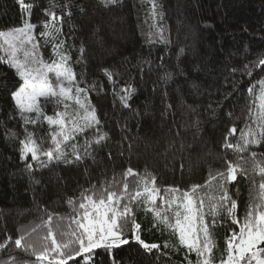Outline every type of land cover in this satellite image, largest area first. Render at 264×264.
Returning <instances> with one entry per match:
<instances>
[{"label": "snow or ice", "instance_id": "snow-or-ice-1", "mask_svg": "<svg viewBox=\"0 0 264 264\" xmlns=\"http://www.w3.org/2000/svg\"><path fill=\"white\" fill-rule=\"evenodd\" d=\"M118 2L97 0V5L108 8ZM147 2L151 5L153 23L146 41L150 46L163 44L167 48L171 39L165 35L168 29L163 24V6L158 0ZM17 3L22 13L21 25L0 31V53H3L0 64L14 70L18 77L14 90H10L14 111L10 118L19 119L23 137L19 138V133L8 129L6 138H19V160L23 167L18 174L27 177L29 187L33 188L41 184L36 172L50 165H80L88 160L94 165L101 163L98 153L107 147L111 137L108 132L101 131V119L89 98L91 91L103 90V82L88 84L84 74L74 70L75 64L85 66L87 49L83 41L78 48L74 43H68L75 39L74 28H70L68 34L63 31L65 18L70 20L72 16L73 0H65L62 5L50 3L45 9L46 19L38 23L31 20L33 5L24 0H17ZM57 7L61 9V15L53 10ZM79 7L81 12L85 11L83 5ZM99 31L97 28L94 35ZM97 43L103 48L102 39ZM46 50L49 52L47 58ZM73 50L78 52L75 60ZM186 56L190 58L184 59ZM201 56L193 43L178 49L173 64L166 63L164 56L159 57L158 64H154L150 56H141L132 67L139 70L141 78L158 69V83L164 86L165 97L169 85H175L183 95L182 83H187L194 96L207 94L212 97L218 93L223 100H228L232 93L221 91L214 80L205 87L192 78L195 73L211 71L208 61L202 63L197 59ZM123 63H130L129 58L125 57ZM250 65L264 66V55L244 65L249 77L252 75ZM99 71L112 86L121 106L139 116V111L133 110L129 103L136 93L135 87L126 82L118 88L121 74L113 67L101 65ZM237 71L240 70L230 69L229 76ZM81 83L86 86L82 87ZM229 83L228 77H224V84ZM231 86L235 91L234 80ZM247 93L252 99L246 108L245 125L238 136L235 123L223 134L221 152L215 157L222 166L218 169L209 166L203 184H192L186 189L172 185L161 188L157 186L156 176L147 169L139 173L127 167L120 173L114 172L111 178L105 176L98 184L83 188L79 196L67 197L66 204L71 209L67 215L50 211L34 196L37 221L19 226L15 238L5 231L0 252H9L10 256L8 260H0V264H97L98 259L101 262L106 259L107 264H125L122 258H117V250L133 244L159 260L156 253L160 252L161 245L142 238L145 229L136 216L140 210L146 217L151 214L149 231H167L175 237L177 243L165 242L164 248L184 250L186 264H264V152L257 150L264 147V79L250 85ZM212 103L209 102L208 108H212ZM215 103L218 108L224 106L221 100ZM49 105L53 108L52 114L46 111ZM187 107L196 111L191 105ZM171 108V104H166V112ZM144 115L152 113L146 109ZM227 115L231 118L233 113ZM45 124L47 130L40 135ZM198 125L199 119L193 125L197 127V137L200 135ZM81 136L84 137L82 144L79 143ZM46 143L48 147H45ZM119 155L123 156V151ZM107 156L109 161L113 159L112 152L109 151ZM242 182L250 186L247 207L240 217L238 201ZM225 221H230L229 234L224 237V247L217 262L218 242L213 229ZM16 250L34 259H18L11 255ZM129 261L133 258L129 257Z\"/></svg>", "mask_w": 264, "mask_h": 264}, {"label": "trees", "instance_id": "trees-1", "mask_svg": "<svg viewBox=\"0 0 264 264\" xmlns=\"http://www.w3.org/2000/svg\"><path fill=\"white\" fill-rule=\"evenodd\" d=\"M24 2L33 5L31 20L38 23L46 19L45 9L50 3L62 5L65 0ZM158 2L163 6V24L168 29L165 35L171 39V45L167 48L163 44L150 46L146 41V35L153 23L150 16L151 5L147 0H144L143 4L141 0H119L118 4L108 8L98 6L97 0H73L71 19L66 17L64 20L65 34L69 33L70 28H74L72 34L75 39L69 40L68 43H74L78 48L83 41L87 49L85 66L75 64L74 70L83 73V78L88 84L103 82V90L98 88L89 93L91 103L96 107L101 119V131L108 132L111 137L107 147L98 153L101 163L94 165L88 160L80 165H50L36 172L41 184L30 188L27 177L18 174L23 167L18 152L23 129L18 118H10V113L14 115L10 90H14L18 77L15 76L14 70L0 64V242H3L5 231L15 238L19 226L37 221L38 210L33 202L34 196L39 204L47 206L50 211L67 215L71 211L66 204L67 197L79 196L83 188L93 183L98 184L105 176L111 178L114 172L120 173L127 167H132L139 173L147 169L156 176L157 186L161 188L172 185L183 189L192 184H203L208 177L209 166L213 169L221 168L222 162L215 157L221 152L222 136L232 123L236 124L237 136L239 135V130L244 127L247 118V105L252 99L247 89L264 79V66L250 65L251 77L246 75L244 69L246 63L256 61L264 55V0ZM80 5L84 6V12L80 11ZM53 10L57 15L62 14L59 7ZM21 20L22 13L17 0H0V31L20 26ZM205 24L211 27L205 28ZM97 28L100 31L94 35ZM98 39L103 40V48L97 43ZM193 43L202 54L197 59L202 63L208 61L211 71L208 74L195 73L192 78L205 87L214 80L221 91L232 93L228 100H223L218 93L212 97L207 94L194 96L187 83H182L183 95L176 90L175 85H169L165 97V88L158 83V69L146 73L141 78L139 70L132 67L141 56H150L154 64H158L159 57L164 56L166 63L173 64L178 49ZM48 54L46 50V58ZM77 55L78 52L73 50L74 60ZM125 57L129 58L130 63H123ZM189 58L186 56L184 59ZM101 65L113 67L121 74L118 77V88L126 82L135 87L136 93L129 103L133 110L139 111V116L121 106L119 99L112 92V86L99 71ZM232 68L240 71L229 76ZM226 76L230 81L228 85L224 84ZM233 80L236 82L235 91L231 86ZM81 86L86 85L81 83ZM216 100H221L224 106L218 108ZM210 101L213 102L211 109L208 108ZM166 104L172 105L167 112ZM187 105H191L196 111L192 112ZM146 109L152 115L145 116ZM46 111L52 114V106L49 105ZM229 112L233 113L231 118L227 115ZM197 119L199 137L196 135L197 127L193 126ZM8 129L19 133V138H6ZM46 130L45 124L40 135H44ZM88 135L91 136L92 133L89 132ZM83 142L84 137L81 136L79 143ZM48 146L46 143L45 147ZM257 150L264 152V147ZM109 151L113 154L111 161L107 156ZM121 151L123 156L119 155ZM229 158H232L231 155ZM249 186V183L240 184V217H243L247 207ZM136 216L145 229L141 233L142 238L146 242L161 245L160 252L156 253L159 260L155 255L143 253L135 244L125 245L117 250L118 259L122 258L125 264H186L184 250L164 248L165 242L170 245L177 243L170 232H160L156 229L149 231L150 213L146 217L140 210ZM228 224L230 221H225L223 225L218 223L213 229L218 242L215 253L217 262L220 250L224 247V237L229 234ZM11 255L17 256L18 259H34L19 250ZM9 256V252H0V260H8ZM129 257H132L133 261H129ZM192 258L194 259V256ZM97 264H107V260L101 262L98 259Z\"/></svg>", "mask_w": 264, "mask_h": 264}]
</instances>
